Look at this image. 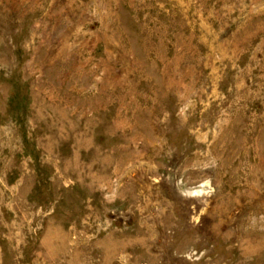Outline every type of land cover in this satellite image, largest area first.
Instances as JSON below:
<instances>
[{"label": "rangeland", "instance_id": "rangeland-1", "mask_svg": "<svg viewBox=\"0 0 264 264\" xmlns=\"http://www.w3.org/2000/svg\"><path fill=\"white\" fill-rule=\"evenodd\" d=\"M0 264H264V0H0Z\"/></svg>", "mask_w": 264, "mask_h": 264}]
</instances>
